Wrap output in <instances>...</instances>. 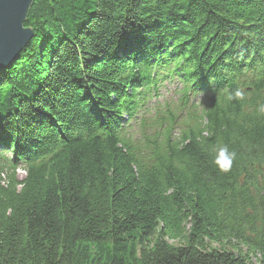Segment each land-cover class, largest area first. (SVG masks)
I'll return each instance as SVG.
<instances>
[{
    "label": "trees",
    "instance_id": "16d2710c",
    "mask_svg": "<svg viewBox=\"0 0 264 264\" xmlns=\"http://www.w3.org/2000/svg\"><path fill=\"white\" fill-rule=\"evenodd\" d=\"M25 26L0 264H264V0H33Z\"/></svg>",
    "mask_w": 264,
    "mask_h": 264
},
{
    "label": "water",
    "instance_id": "95a60500",
    "mask_svg": "<svg viewBox=\"0 0 264 264\" xmlns=\"http://www.w3.org/2000/svg\"><path fill=\"white\" fill-rule=\"evenodd\" d=\"M33 0H0V69L15 60L34 36L25 26Z\"/></svg>",
    "mask_w": 264,
    "mask_h": 264
},
{
    "label": "clouds",
    "instance_id": "9594fccd",
    "mask_svg": "<svg viewBox=\"0 0 264 264\" xmlns=\"http://www.w3.org/2000/svg\"><path fill=\"white\" fill-rule=\"evenodd\" d=\"M235 97H240L241 92L237 90L234 94ZM233 95H229L228 99H233ZM259 111L264 113V105H260ZM236 157V153L234 151H230L227 145L217 146L215 149V156L213 159L214 165L219 169V171L223 173H227L231 170L234 159Z\"/></svg>",
    "mask_w": 264,
    "mask_h": 264
},
{
    "label": "rangeland",
    "instance_id": "374dc122",
    "mask_svg": "<svg viewBox=\"0 0 264 264\" xmlns=\"http://www.w3.org/2000/svg\"><path fill=\"white\" fill-rule=\"evenodd\" d=\"M176 95H178L177 86L175 83H166L163 86H161L160 89V95L158 97H154L152 100V104H158L166 101V104H169V101L171 102H178V99L176 98ZM178 113L180 118H183L185 116V111L178 109ZM17 175L18 177L22 178L25 175V172L23 168L17 169ZM170 243H173L169 241ZM175 244V243H174Z\"/></svg>",
    "mask_w": 264,
    "mask_h": 264
},
{
    "label": "bare ground",
    "instance_id": "6f19581e",
    "mask_svg": "<svg viewBox=\"0 0 264 264\" xmlns=\"http://www.w3.org/2000/svg\"><path fill=\"white\" fill-rule=\"evenodd\" d=\"M160 95V94H159ZM153 100V99H152ZM151 103H152V101H151Z\"/></svg>",
    "mask_w": 264,
    "mask_h": 264
}]
</instances>
